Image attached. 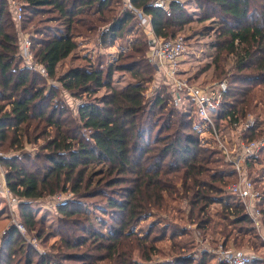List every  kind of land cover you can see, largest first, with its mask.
Masks as SVG:
<instances>
[{"label":"trees","instance_id":"16d2710c","mask_svg":"<svg viewBox=\"0 0 264 264\" xmlns=\"http://www.w3.org/2000/svg\"><path fill=\"white\" fill-rule=\"evenodd\" d=\"M21 1V28L31 34L35 60L59 85L49 84L24 65L20 25L9 1L0 0V151L17 152L3 155L0 163L16 200L17 220L29 235L12 224L0 238V264L215 261L212 253L197 255L199 244L191 226L151 220L146 228L136 229L153 210L167 208L168 199L185 202L189 223L200 234L209 229L214 233L220 223L218 232L225 246L231 239L237 244L239 236L253 234L255 252L264 247L244 204L226 190L237 179L236 169L218 149L202 143L195 114L182 109L164 83L146 98L145 84L156 75L146 55L150 40L138 35L115 63L107 64L102 55L94 61L84 56L81 63L57 75L59 63L78 48L77 37L97 34L98 46L112 47L142 28L136 15L129 8L119 11L121 0ZM150 2L131 0L152 16L151 26L158 36L175 37L194 21L182 0H170L169 10ZM195 3L202 11L201 21L219 24L216 73L217 77L226 74L220 80L229 81L216 118L220 126L228 117L244 118L264 90V0ZM223 51L237 57L230 76L221 66ZM117 72L135 83L114 87ZM102 88L107 93L80 104L77 114L59 99L64 91L92 96ZM263 134L264 124L259 121L244 138ZM26 144L36 148L35 154L25 151ZM65 192L73 198L57 207L59 228L50 229L37 220L34 200ZM262 221L264 229V209ZM58 235L48 247L51 237ZM183 237H189L190 244L183 243ZM33 239L43 251L33 245ZM167 240L172 243L170 254L155 261L154 255L162 253L160 243ZM250 264H264V257L257 255Z\"/></svg>","mask_w":264,"mask_h":264},{"label":"built area","instance_id":"2783aa9c","mask_svg":"<svg viewBox=\"0 0 264 264\" xmlns=\"http://www.w3.org/2000/svg\"><path fill=\"white\" fill-rule=\"evenodd\" d=\"M8 1L14 19L20 25L24 15V3L16 0ZM169 2L170 0H151L150 5L169 10ZM125 7L136 15L140 25L150 34V60L155 66L158 76L171 82L174 100L179 106L183 105L186 98L191 100V112L199 118V122L196 119L195 124L201 134L202 141L205 140L206 145L218 149L236 169L237 179L227 185V192L235 195L244 204L246 212L264 239L262 223L264 190L260 188L262 185L260 183L264 181V135L251 140L244 138L245 132L254 128L260 119L253 116L252 113H247L244 118L228 117L227 121L218 126L216 118L223 101V94L229 89L228 80L212 81L201 85L193 84L188 78L179 76L180 62L187 46L186 37L182 34H177L172 38L158 36L152 29L150 14L134 6L131 0H126ZM19 33L22 40L20 56L24 65L50 79L46 68L35 60L29 33L23 30H19ZM3 155L4 153L0 152V157ZM255 165H262L259 167L262 170V175L251 173V166ZM256 178H259V181ZM0 195L8 200L11 216L18 228L23 234L26 233L25 226L16 221V200L7 185L6 169L1 166V163ZM63 195L64 193L55 194L56 205H62L73 198V194L70 192L67 193V196ZM201 251L214 254L220 264H250L257 257L255 254L227 247L223 243H220L218 247L204 248Z\"/></svg>","mask_w":264,"mask_h":264},{"label":"rangeland","instance_id":"374dc122","mask_svg":"<svg viewBox=\"0 0 264 264\" xmlns=\"http://www.w3.org/2000/svg\"><path fill=\"white\" fill-rule=\"evenodd\" d=\"M16 1H21V0H16ZM121 1H122V6L121 5L118 6L119 11L122 9L123 10L126 9L125 7L126 0H121ZM182 3L192 13L194 17V21L188 24L184 28V30L179 32V34H182L186 37L187 46H186L185 54L182 57V60L180 62V71L178 75L184 78L190 79V81L193 84L202 85V84L210 83L212 81H220V79L225 77L226 74L221 77H217V73H216L217 64L215 63V58L218 56V53H219L217 44L220 40L218 37L219 36L218 21L217 20L201 21L200 18L202 15V11L198 7V5L195 3V0H182ZM21 25L22 24H20L19 26V30H22ZM144 31H145L144 27L140 28L139 31L135 30V33L133 35H130V34L125 35L121 40H118L114 46L105 48V49L98 46L97 34L77 37L76 40L78 41V44H79L78 48L74 51L72 57L69 56L66 60L62 62L57 72V75L68 70L72 66L71 63H75V65L81 63L83 60L82 58L84 56L89 57L94 61L96 60L98 55H102L107 60V64L115 63L118 57L120 56V54L123 52V50L125 51L126 47L128 49L130 48L131 40H134V38H136L138 35L144 36L145 39L147 38V40H150L151 38L150 34L147 31H145L147 33L146 35ZM29 36H31V34ZM223 40L224 39H222V41ZM150 53H151V50L149 49V51L146 52V55L150 56ZM222 55H223V59L225 58V60L221 62V66H223V68L225 69L227 76H230L231 73L234 71L237 57L234 54L227 53V51H223ZM72 59H77L79 61H76V60L72 61ZM48 83L59 85L57 80L51 79V78L48 79ZM132 83H135V81L129 75L118 73V72L114 74V86H117L118 88H122ZM163 83L167 84L169 89L171 90L173 89L171 82L169 80H166V78L165 80L162 79L156 73L154 80L150 83L145 84L146 98L150 99L156 93L158 87ZM259 88L261 89V87H258L257 89L259 90ZM106 93H107V89L102 88L95 95L89 96V95L83 94L77 97V96H73L70 92L64 91L59 96V99L65 102L73 110V112L77 114V109L80 104L87 102V101H95L96 98L101 99ZM182 104H183L181 106L182 109H184L186 112H191V109H190L191 100L189 98H186ZM247 113H252L253 116L260 119V121H263V124H264V90H261L258 92V95L254 98L251 108ZM202 143L206 145L205 140H203ZM25 151H29L35 154L36 148L31 144H26ZM0 152H3L4 156H7V155L11 156V155H14V153H17L13 149H9V150L7 149V151L6 149H3ZM1 166L4 169H6L2 164ZM260 166L262 165L251 166V169H252L251 173L252 174L254 173L255 175L261 174L262 170L261 168H259ZM260 184H262L260 188L263 189L264 181L263 183H260ZM65 193L63 196H67L68 192H65ZM54 196L55 195L34 200V210H35V216L37 220L41 221V223H43L45 226L50 227V229L53 228V229L58 230L59 214L57 212V207L59 205H56L57 199H56V196L55 197ZM167 203H168L167 208L163 210H158V209L153 210V213H152V216H150V219L140 222L136 229L138 230L139 228H146L148 223L151 220H161V223H168V222L174 223V224L179 225L181 228L184 226L185 227L191 226L195 230L194 235L193 234L192 235L193 237L195 236L196 242L197 244H199L197 255H201L203 253L201 250L202 249L204 250V248H215V247H218L220 243H223V236L221 233L218 232V230L219 231L222 230L220 223L218 224L219 227H216V231H214V233H212V230L209 229L204 234H200V232L196 229V225H190L189 223V215H188L189 210L186 208L184 201L182 202V201H179L178 199H175V200L168 199ZM4 212L6 214V216L4 217L8 218L9 222H8L7 228H5V230L1 232L2 235L12 226V224L16 225V222L11 216V210L8 204V200L6 198H3V196L0 195V214H1L0 217L3 216ZM6 218H3V219H6ZM16 221L18 222L17 219ZM228 230H231V229L229 228ZM2 235L0 237H2ZM24 235L29 236L28 231H26ZM188 238L189 237H183V239L181 240H183L182 241L183 243H186V242L189 243L190 238L189 239ZM58 239H59V235L51 237L48 247L54 245ZM32 242H33V245L37 247L40 251L44 250L39 244H37L35 239H33ZM231 242L228 244V247H232L233 249H238V250L241 249V250L250 252L252 254H255L256 256L259 255V256L264 257L263 247H259L257 249L258 250L257 252H255V249L253 248V244L256 242L253 234L245 235L242 237L239 236L237 244L235 243L236 245L233 243V239H231ZM171 244L172 243L169 240L164 241L163 243H160V248L162 250V253L159 255H154V260L158 261V260L164 259L167 255H169L171 252ZM257 245H260V243H257ZM218 263L219 262L216 258H215V261L210 262V264H218Z\"/></svg>","mask_w":264,"mask_h":264},{"label":"crops","instance_id":"0c3cea01","mask_svg":"<svg viewBox=\"0 0 264 264\" xmlns=\"http://www.w3.org/2000/svg\"><path fill=\"white\" fill-rule=\"evenodd\" d=\"M74 53V52H73ZM73 53L70 55L71 57H72V55H73ZM67 59V58H66ZM65 59V60H66ZM79 61V60H77V59H72V61ZM64 61V60H63ZM62 61V62H63ZM62 62H60L59 63V65H58V67H57V72H58V70H59V67H60V65L62 64ZM71 65L72 66H75V63H71ZM67 71V70H66ZM65 71V72H66ZM65 72H63V73H61V74H64ZM61 74H58V75H61ZM114 87H116V88H118L117 86H114ZM123 88V87H122ZM191 109V108H190ZM192 110V109H191ZM195 116H196V114H195ZM196 119H197V121L199 122V118H198V116H196ZM1 215V214H0ZM4 216H6V214H5V212L3 213V216H1L0 217V233L3 231V230H5V228H7V226H8V222H9V219L8 218H6V217H4ZM3 218H6V219H3ZM2 235V233L0 234V236ZM1 238V237H0ZM264 248V247H263ZM244 251V250H243ZM245 252H247V251H245ZM250 253V252H249ZM259 256V255H258ZM262 257V256H261Z\"/></svg>","mask_w":264,"mask_h":264}]
</instances>
